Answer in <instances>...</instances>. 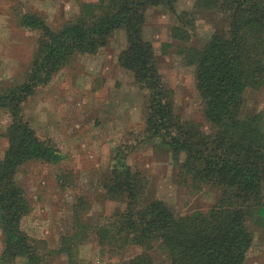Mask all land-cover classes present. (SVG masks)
Wrapping results in <instances>:
<instances>
[{
  "label": "trees",
  "instance_id": "obj_1",
  "mask_svg": "<svg viewBox=\"0 0 264 264\" xmlns=\"http://www.w3.org/2000/svg\"><path fill=\"white\" fill-rule=\"evenodd\" d=\"M178 4L81 0L78 12L58 27L39 12L22 13L21 24L39 37L25 79L0 83V108L11 116L3 133L8 147L0 157V264L19 259L51 264L57 256L67 264H91L80 255V246L91 239L121 264H245L256 243L251 223L264 226V111L243 113L248 90L264 88V0H194L184 9ZM151 7L176 15L174 40L162 42V52L196 68L209 127L178 111L176 91L165 81L155 42L147 36ZM200 14L216 19L217 27L207 39L191 43ZM119 31L126 34V46L118 60L147 93L137 142L118 143L100 178L108 200L120 204L95 222L90 202L80 197L73 204L71 229L59 236L57 248L49 247L23 226L32 202L19 172L31 161L59 164L67 154L37 132L24 103L62 70L76 67L82 55L101 51ZM143 142L168 152L181 187L215 189L213 204L180 213L163 199L144 200L149 178L129 161ZM132 247L137 252L126 256Z\"/></svg>",
  "mask_w": 264,
  "mask_h": 264
},
{
  "label": "rangeland",
  "instance_id": "obj_2",
  "mask_svg": "<svg viewBox=\"0 0 264 264\" xmlns=\"http://www.w3.org/2000/svg\"><path fill=\"white\" fill-rule=\"evenodd\" d=\"M80 1L0 0V83L24 80L37 48L39 33L21 24L22 13L39 12L58 27L78 12ZM193 2L179 0L178 7L191 8ZM175 23L176 15L165 7H151L147 36L155 42L165 81L176 91L179 113L205 122L209 127L197 90L196 68L184 65L178 55L162 52V42L174 40ZM216 24V19L210 15L200 14L191 43L207 39ZM125 46L126 34L119 31L101 51L82 55L76 67L62 70L24 103L25 113L37 132L52 139L67 154L59 164L31 161L19 172V179L32 202V210L24 218L23 226L33 237L45 239L49 247L57 248L59 236L71 229L73 204L80 197L90 202V220L95 222L120 204L108 200L100 178L113 162L118 143L137 142V134L143 127L141 113L147 101L146 91L133 83L129 71L118 60ZM261 111H264V88L248 90L243 113ZM10 123L8 111L0 108V157L8 147L3 133ZM129 161L149 178L146 201L160 198L178 208L180 213H192L209 208L216 199L212 187L205 190L181 187L177 166L168 152L155 144H137ZM61 174H66L67 179ZM251 227L256 233V243L245 264H264V226L252 222ZM2 247L0 233V252ZM136 252L137 248L132 247L125 255L132 256ZM80 255L91 264H121L119 258L103 255L98 242L92 239L80 246ZM52 261L51 264H67L62 256ZM15 264L25 262L19 259Z\"/></svg>",
  "mask_w": 264,
  "mask_h": 264
}]
</instances>
